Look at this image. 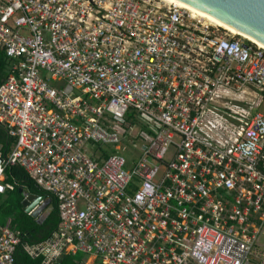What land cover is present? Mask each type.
Segmentation results:
<instances>
[{"label": "built area", "instance_id": "built-area-1", "mask_svg": "<svg viewBox=\"0 0 264 264\" xmlns=\"http://www.w3.org/2000/svg\"><path fill=\"white\" fill-rule=\"evenodd\" d=\"M0 50V194L19 166L55 197L42 264H264L257 43L167 0H0ZM21 242L0 224V264Z\"/></svg>", "mask_w": 264, "mask_h": 264}, {"label": "trees", "instance_id": "trees-1", "mask_svg": "<svg viewBox=\"0 0 264 264\" xmlns=\"http://www.w3.org/2000/svg\"><path fill=\"white\" fill-rule=\"evenodd\" d=\"M9 65L5 53L0 50V83L9 74ZM16 139L9 133V129L0 123V143L3 144V153L6 154L11 149ZM6 182L15 185L14 190H9L5 194H0V224L7 223V219L12 217L11 226L21 232L22 244L16 250V264H42L44 258L31 256V253L24 248V244L35 245L50 239L57 231L60 216L58 204L54 196L47 194L38 187L34 180L23 168L19 166L9 167L6 170ZM27 190L37 196L50 195V211L44 219H39L26 212L23 207L24 196L20 190ZM86 254L81 251L67 253L57 264H84Z\"/></svg>", "mask_w": 264, "mask_h": 264}, {"label": "water", "instance_id": "water-1", "mask_svg": "<svg viewBox=\"0 0 264 264\" xmlns=\"http://www.w3.org/2000/svg\"><path fill=\"white\" fill-rule=\"evenodd\" d=\"M205 15L212 16L264 46V0H174ZM26 200L24 208L39 217L52 199L20 190Z\"/></svg>", "mask_w": 264, "mask_h": 264}, {"label": "crops", "instance_id": "crops-1", "mask_svg": "<svg viewBox=\"0 0 264 264\" xmlns=\"http://www.w3.org/2000/svg\"><path fill=\"white\" fill-rule=\"evenodd\" d=\"M0 153H2V154H4L3 153V144L2 143H0ZM21 190H23V189H21ZM7 191H9V190H7ZM6 191V192H7ZM23 191H27V190H23ZM5 192V193H6ZM4 193V194H5ZM32 194V193H31ZM3 195V194H2ZM24 200H26V197H24ZM24 202V201H23ZM24 207V206H23ZM50 204L47 206V208H45V210L43 211V213L39 216V217H36V218H39V219H44V217L45 216H47V213L50 211ZM27 212V211H26ZM28 213V212H27ZM30 214V213H29ZM32 215V214H31ZM0 216H1V213H0ZM35 217V216H34ZM11 222H12V217H10V218H8L7 219V223H5V224H3V225H8V226H10L11 228H13L12 226H11ZM2 224V223H1ZM14 229V228H13ZM15 230H18V229H15ZM23 243V242H22ZM21 243V244H22ZM19 246V245H18ZM18 248V247H17ZM24 248H26V250L28 251V253H29V250H28V246H27V244H24ZM17 250V249H16ZM84 253V252H83ZM84 254H86V253H84ZM31 256H33V255H31ZM34 257V256H33ZM34 258H36V257H34ZM44 258V257H43ZM63 259V258H62ZM61 259V260H62ZM60 260V261H61ZM59 261V262H60ZM58 262V263H59ZM43 263V262H42ZM84 264H101L100 263V260H99V258L98 257H96L95 255H89V254H86V259H85V262H84Z\"/></svg>", "mask_w": 264, "mask_h": 264}, {"label": "bare ground", "instance_id": "bare-ground-1", "mask_svg": "<svg viewBox=\"0 0 264 264\" xmlns=\"http://www.w3.org/2000/svg\"><path fill=\"white\" fill-rule=\"evenodd\" d=\"M167 1H170V2H172V3H176V4L181 5V6H185V7H187V8H190V9L194 10L195 12H197V13H199V14H201V15L207 17V18H209L210 20H212V21L215 22L216 24H218V25H220V26L226 28L227 30H229V31H231V32H233V33H235V34L242 35V36H244L245 38H248V39L252 40L253 42L257 43V45H259L262 49H264V46H262L261 43H259L256 39H254V38H252V37H250V36H248V35H245V34L241 33V32L238 31L237 29H235V28H233V27H231V26H229V25H227V24H224L223 22L217 20L216 18H214V17H212V16L205 15V14H203V13H201V12H199V11H197V10H195V9H193V8H191V7H189V6H187V5L181 4V3L176 2V1H174V0H167Z\"/></svg>", "mask_w": 264, "mask_h": 264}, {"label": "rangeland", "instance_id": "rangeland-1", "mask_svg": "<svg viewBox=\"0 0 264 264\" xmlns=\"http://www.w3.org/2000/svg\"><path fill=\"white\" fill-rule=\"evenodd\" d=\"M257 112H264V104L260 108L257 109ZM42 256L45 258V255H41L39 257H42Z\"/></svg>", "mask_w": 264, "mask_h": 264}]
</instances>
